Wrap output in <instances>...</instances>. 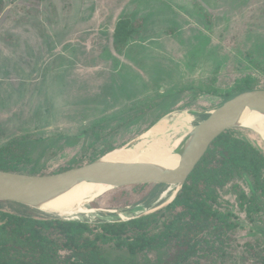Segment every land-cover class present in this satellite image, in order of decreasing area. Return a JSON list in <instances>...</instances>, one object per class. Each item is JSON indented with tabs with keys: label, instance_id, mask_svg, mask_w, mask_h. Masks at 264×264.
Instances as JSON below:
<instances>
[{
	"label": "rangeland",
	"instance_id": "1",
	"mask_svg": "<svg viewBox=\"0 0 264 264\" xmlns=\"http://www.w3.org/2000/svg\"><path fill=\"white\" fill-rule=\"evenodd\" d=\"M128 29V39L115 37ZM240 84L264 89V0H0V147L14 139L26 145L23 173L53 172L107 144L124 146L176 107L195 125ZM230 132L264 155V136L247 127ZM245 180L233 177L218 192L237 226L224 244L209 238L221 249L206 263L258 262L264 198ZM161 185L111 188L89 205L102 215L151 207ZM240 192L256 194L262 208L246 215ZM1 202L5 211L53 218Z\"/></svg>",
	"mask_w": 264,
	"mask_h": 264
},
{
	"label": "trees",
	"instance_id": "2",
	"mask_svg": "<svg viewBox=\"0 0 264 264\" xmlns=\"http://www.w3.org/2000/svg\"><path fill=\"white\" fill-rule=\"evenodd\" d=\"M131 34L129 29L115 31V37L121 40ZM245 85L240 84L238 92L259 88ZM114 147L107 144L88 160L53 172H38L52 174L80 166ZM26 152V145L15 139L1 146L0 170L24 172L20 162ZM262 169L264 155L228 130L212 143L175 198L151 214L91 224L5 211L0 201V264H217L214 259L205 262L221 249L209 238L224 244L226 233L237 226L235 214L220 203L218 192L233 177H248L264 198ZM238 204L246 215L262 208L256 194L245 192L239 193ZM255 253L259 256L257 264H264V249Z\"/></svg>",
	"mask_w": 264,
	"mask_h": 264
},
{
	"label": "water",
	"instance_id": "3",
	"mask_svg": "<svg viewBox=\"0 0 264 264\" xmlns=\"http://www.w3.org/2000/svg\"><path fill=\"white\" fill-rule=\"evenodd\" d=\"M245 112L264 114V89L242 91L210 111L178 142L175 151L179 153V160L174 167L145 161H110L103 159V154L86 164L52 174L0 170V201L39 209L83 182L105 184L111 188L164 184L176 185L179 190L221 134L236 127H246L242 123ZM176 194L177 192L173 194L170 202ZM157 210L158 208L135 217Z\"/></svg>",
	"mask_w": 264,
	"mask_h": 264
},
{
	"label": "bare ground",
	"instance_id": "4",
	"mask_svg": "<svg viewBox=\"0 0 264 264\" xmlns=\"http://www.w3.org/2000/svg\"><path fill=\"white\" fill-rule=\"evenodd\" d=\"M193 121L194 115L188 110L173 109L147 128L137 140L127 146L107 151L103 159L120 162H154L174 167L179 160V153L175 151V148L181 138L192 130L194 127ZM242 123L247 128L264 136V114L245 112L242 117ZM172 188H174V185L163 186L151 207L141 204L129 210L121 212L115 210L109 214L102 215L99 211L93 210L89 202L104 195L111 189V186L83 182L56 197L48 204L43 205L39 210L50 216L65 220L85 222L125 220L138 216L149 208L169 200L174 194V192L172 193Z\"/></svg>",
	"mask_w": 264,
	"mask_h": 264
},
{
	"label": "crops",
	"instance_id": "5",
	"mask_svg": "<svg viewBox=\"0 0 264 264\" xmlns=\"http://www.w3.org/2000/svg\"><path fill=\"white\" fill-rule=\"evenodd\" d=\"M166 113H168V112H166ZM166 113H165V114H166ZM162 116H163V115H162ZM155 122H156V121H155ZM155 122H154V123H155Z\"/></svg>",
	"mask_w": 264,
	"mask_h": 264
}]
</instances>
